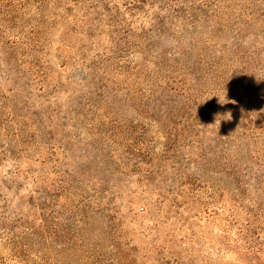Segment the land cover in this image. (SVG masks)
<instances>
[{
	"label": "rangeland",
	"instance_id": "374dc122",
	"mask_svg": "<svg viewBox=\"0 0 264 264\" xmlns=\"http://www.w3.org/2000/svg\"><path fill=\"white\" fill-rule=\"evenodd\" d=\"M0 264H264V0H0Z\"/></svg>",
	"mask_w": 264,
	"mask_h": 264
},
{
	"label": "clouds",
	"instance_id": "9594fccd",
	"mask_svg": "<svg viewBox=\"0 0 264 264\" xmlns=\"http://www.w3.org/2000/svg\"><path fill=\"white\" fill-rule=\"evenodd\" d=\"M218 102L221 103V104H224V103H228L229 101L226 99V95H224V97L222 99V102H221L220 98H219V101ZM231 102L232 103H235L234 101H231ZM227 115H228V119H226V120H230L231 119V114L230 113H227Z\"/></svg>",
	"mask_w": 264,
	"mask_h": 264
}]
</instances>
